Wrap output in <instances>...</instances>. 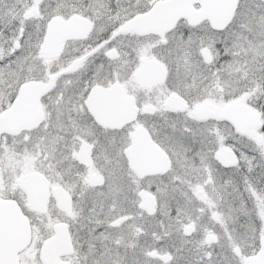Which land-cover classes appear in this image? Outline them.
<instances>
[{
  "label": "snow or ice",
  "instance_id": "6c2138e0",
  "mask_svg": "<svg viewBox=\"0 0 264 264\" xmlns=\"http://www.w3.org/2000/svg\"><path fill=\"white\" fill-rule=\"evenodd\" d=\"M0 264H264V0H0Z\"/></svg>",
  "mask_w": 264,
  "mask_h": 264
}]
</instances>
